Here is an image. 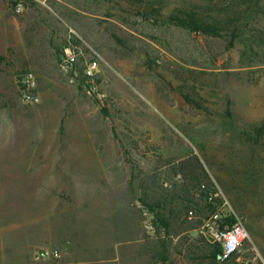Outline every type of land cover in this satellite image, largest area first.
<instances>
[{
  "label": "rangeland",
  "instance_id": "374dc122",
  "mask_svg": "<svg viewBox=\"0 0 264 264\" xmlns=\"http://www.w3.org/2000/svg\"><path fill=\"white\" fill-rule=\"evenodd\" d=\"M11 2L0 0V264H45L38 251L105 216L121 223L125 264H208L206 189L244 219L264 264V0ZM185 12L221 35L171 21ZM70 43L77 75L60 68ZM27 69L39 104L21 98Z\"/></svg>",
  "mask_w": 264,
  "mask_h": 264
},
{
  "label": "built area",
  "instance_id": "2783aa9c",
  "mask_svg": "<svg viewBox=\"0 0 264 264\" xmlns=\"http://www.w3.org/2000/svg\"><path fill=\"white\" fill-rule=\"evenodd\" d=\"M11 4L15 12L22 13L25 9L24 0H11ZM82 55L78 45L70 43L65 49L60 62V68L66 75L78 74L79 60ZM98 70V62L89 63L83 70L84 77L92 79L95 77ZM18 87L21 98L28 104H39L41 102V94L39 92V84L37 75L34 70H25L18 79ZM215 199L220 198V193L211 194ZM217 205V209L211 213L201 227L202 235L212 244L220 245L224 254L228 257L236 258L237 264H260L257 255H250V252H255V247L252 245L250 231L244 221L239 216L228 200L224 199L222 205ZM196 217L195 211L189 212V218ZM232 219L233 222L230 220ZM152 228V227H150ZM58 249H42L37 252V260L56 259L60 257ZM222 258V256H219Z\"/></svg>",
  "mask_w": 264,
  "mask_h": 264
},
{
  "label": "crops",
  "instance_id": "0c3cea01",
  "mask_svg": "<svg viewBox=\"0 0 264 264\" xmlns=\"http://www.w3.org/2000/svg\"><path fill=\"white\" fill-rule=\"evenodd\" d=\"M263 157V154H262ZM108 217V216H107ZM105 216L100 224L80 227L83 238H74L52 249L60 251V257L44 260L49 264H125L124 238L121 223ZM134 258H132L133 262ZM45 263V264H46Z\"/></svg>",
  "mask_w": 264,
  "mask_h": 264
},
{
  "label": "trees",
  "instance_id": "16d2710c",
  "mask_svg": "<svg viewBox=\"0 0 264 264\" xmlns=\"http://www.w3.org/2000/svg\"><path fill=\"white\" fill-rule=\"evenodd\" d=\"M171 21L180 27L191 30L192 32H195L197 34H204L207 36L219 37L223 31L216 22H208L195 13H181L172 16ZM216 192V190L212 189H206L202 192L203 199L208 205L213 208V210L217 209V205H215L214 203H217L219 199H215L211 196V194H215ZM150 209L153 210L152 207H150ZM158 217L160 218V216ZM230 221L233 222L234 220L232 221L231 219ZM162 222L166 226H169L166 218L162 217ZM219 256H222V258H220ZM204 259L209 261L208 264H230L232 261H235V264H237L236 258L233 256H226L222 251L220 245L218 244H212L211 250L206 252Z\"/></svg>",
  "mask_w": 264,
  "mask_h": 264
}]
</instances>
